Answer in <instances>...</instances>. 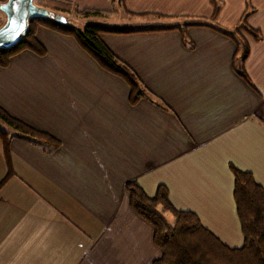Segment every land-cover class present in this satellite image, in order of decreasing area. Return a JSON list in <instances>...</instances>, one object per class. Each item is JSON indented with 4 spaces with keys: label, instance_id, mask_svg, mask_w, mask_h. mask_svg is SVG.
Segmentation results:
<instances>
[{
    "label": "crops",
    "instance_id": "crops-1",
    "mask_svg": "<svg viewBox=\"0 0 264 264\" xmlns=\"http://www.w3.org/2000/svg\"><path fill=\"white\" fill-rule=\"evenodd\" d=\"M213 1L211 24L229 30L246 14L258 31L256 42L245 36L251 87L233 72L230 39L203 27L181 32L210 19ZM74 5L146 22L100 40L152 95L129 105L122 80L72 38L47 30L35 35L45 56L23 52L0 68V108L58 141L46 153L9 136L14 176L0 188V264H151L159 252L149 225L128 207L131 181L148 196L165 186L176 210L240 247L230 168L264 190V0ZM6 173L0 142V183Z\"/></svg>",
    "mask_w": 264,
    "mask_h": 264
},
{
    "label": "trees",
    "instance_id": "trees-1",
    "mask_svg": "<svg viewBox=\"0 0 264 264\" xmlns=\"http://www.w3.org/2000/svg\"><path fill=\"white\" fill-rule=\"evenodd\" d=\"M75 1L33 0L35 6L61 16L65 22L46 19L30 20L27 35L21 42L8 50H0V68H7L11 59L23 52L36 57L45 56V49L37 41L35 35L38 30H47L72 38L102 71L122 80L128 88L129 105L152 95L141 86L132 71L118 60L100 40L101 35H125L138 31L98 24H87L78 30L66 23V14L94 16L103 15L105 12L77 11ZM212 4L210 19H200L198 23L182 28L181 32L184 34L187 27L210 28L230 39L234 47L233 72L251 87L242 67V63L248 56L245 36L256 42L260 38L258 31L247 27L246 14L242 15L239 22L229 30H223L211 24L212 18L219 10V6L214 1ZM0 122L12 130L17 139L41 147L43 152L47 153L58 147V141L55 138L13 118L2 108H0ZM0 142L7 168L6 176L0 183L1 188L14 174L10 167L9 135L0 131ZM230 173L234 211L241 234V246L238 248H229L221 243L201 225L195 214L176 210L168 199L165 186L158 185L153 194L148 196L135 182L125 184L128 207L135 216L149 225L152 231V244L159 252V257L151 264H264V190L253 181L250 174L234 168H230Z\"/></svg>",
    "mask_w": 264,
    "mask_h": 264
},
{
    "label": "water",
    "instance_id": "water-1",
    "mask_svg": "<svg viewBox=\"0 0 264 264\" xmlns=\"http://www.w3.org/2000/svg\"><path fill=\"white\" fill-rule=\"evenodd\" d=\"M0 13L4 16L0 26V50L17 46L27 35L28 22L32 19L65 22L61 16L35 6L33 0H6L0 4Z\"/></svg>",
    "mask_w": 264,
    "mask_h": 264
},
{
    "label": "rangeland",
    "instance_id": "rangeland-1",
    "mask_svg": "<svg viewBox=\"0 0 264 264\" xmlns=\"http://www.w3.org/2000/svg\"><path fill=\"white\" fill-rule=\"evenodd\" d=\"M65 17H66V23L70 26L75 27L78 30H81L87 24H98L107 27L135 28V27H139L140 25H145L146 23V22L137 23V22L126 21L129 19L123 18L120 15L106 16L103 14V15H94V16H79L74 13H68L66 14ZM0 23H1V17H0ZM149 25H151V23H149ZM0 131L7 133L9 136L10 134L13 133L12 130H10L6 125H4L1 122H0Z\"/></svg>",
    "mask_w": 264,
    "mask_h": 264
}]
</instances>
